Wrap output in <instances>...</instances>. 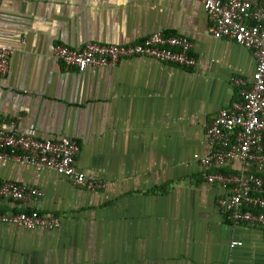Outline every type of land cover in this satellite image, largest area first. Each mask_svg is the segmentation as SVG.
I'll list each match as a JSON object with an SVG mask.
<instances>
[{
	"label": "crops",
	"instance_id": "crops-1",
	"mask_svg": "<svg viewBox=\"0 0 264 264\" xmlns=\"http://www.w3.org/2000/svg\"><path fill=\"white\" fill-rule=\"evenodd\" d=\"M209 26L196 0H0V46L14 51L0 77V121L76 141L77 169L107 183L88 190L0 161V184L43 193L33 205L0 200L1 211L62 218L52 233L0 225V264H264V229L223 216L226 191L208 185L194 160L209 151L207 126L237 98L233 79L256 66L250 51L214 38ZM156 32L190 38L202 65L141 57L79 72L52 53L56 44L130 45Z\"/></svg>",
	"mask_w": 264,
	"mask_h": 264
},
{
	"label": "built area",
	"instance_id": "built-area-1",
	"mask_svg": "<svg viewBox=\"0 0 264 264\" xmlns=\"http://www.w3.org/2000/svg\"><path fill=\"white\" fill-rule=\"evenodd\" d=\"M210 21L209 32L216 39H226L250 51L256 66L251 77L235 78L237 98L222 109L206 128L209 151L195 154L194 160L207 170L210 186L226 191L218 208L234 226L251 225L264 229V0H196ZM194 43L184 35L156 32L130 45L87 43L79 49L63 44L52 48L55 59L66 69L84 72L89 68H113L122 61L150 58L169 66L197 69L202 61L194 54ZM13 50L0 46V77L9 71ZM79 144L68 138L40 139L17 130L13 121H0V161H11L33 168L38 174L53 171L79 188L102 191L107 183L80 172L76 167ZM232 163L240 170L226 171ZM41 190L25 184L5 181L0 184V200L36 204ZM0 225L24 231L56 232L62 226L58 215L0 210ZM234 241L231 247L242 246Z\"/></svg>",
	"mask_w": 264,
	"mask_h": 264
},
{
	"label": "trees",
	"instance_id": "trees-1",
	"mask_svg": "<svg viewBox=\"0 0 264 264\" xmlns=\"http://www.w3.org/2000/svg\"><path fill=\"white\" fill-rule=\"evenodd\" d=\"M30 212V211H29Z\"/></svg>",
	"mask_w": 264,
	"mask_h": 264
}]
</instances>
